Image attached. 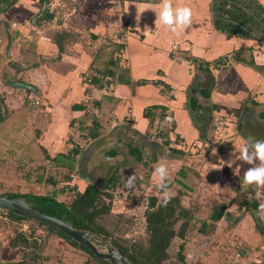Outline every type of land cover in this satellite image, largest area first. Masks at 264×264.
Masks as SVG:
<instances>
[{
    "label": "crops",
    "instance_id": "obj_1",
    "mask_svg": "<svg viewBox=\"0 0 264 264\" xmlns=\"http://www.w3.org/2000/svg\"><path fill=\"white\" fill-rule=\"evenodd\" d=\"M49 1L0 4V192L69 203L88 184L118 176L104 189L113 211L125 176L149 191L163 162L171 195L194 211L176 243L179 264H235V250L240 264H264V219L259 231L245 206L264 203V188L243 184L253 165L238 159L249 138L264 140V39L218 29L213 0H174L192 12L176 32L157 19L161 0H65V13ZM242 1L264 15L261 0ZM217 120L227 148L213 141ZM216 203L224 208L211 220ZM48 235L60 264H100Z\"/></svg>",
    "mask_w": 264,
    "mask_h": 264
},
{
    "label": "trees",
    "instance_id": "obj_2",
    "mask_svg": "<svg viewBox=\"0 0 264 264\" xmlns=\"http://www.w3.org/2000/svg\"><path fill=\"white\" fill-rule=\"evenodd\" d=\"M2 1L5 0H0V4ZM245 5L242 0H213L211 10L215 26L225 31L227 35L251 36L250 31H256L257 33H255L254 37L259 40L264 39V15H261L260 6L258 4ZM131 152L134 153L133 155H135L137 160H140L141 155L138 151L131 150ZM118 181V176H113L106 180L100 179L96 183H90L83 192L75 194L69 203L58 201L48 195L33 193L9 194L23 197L38 211L60 218L74 228L87 230L106 241L110 238L111 234L99 222L100 218L110 211V204L105 199L106 197L110 198V193L104 189H109L112 186L115 187ZM245 206L255 217L257 229L263 231L260 217L257 215V200L246 201ZM223 208L224 205L221 203L214 204L211 220L218 219ZM193 213V210L182 205L180 193L171 195L166 205L162 199L159 200L156 196H151L144 213L145 227L148 235L146 240L143 242H131L118 238H110L111 245L133 264H179V262L184 261L182 253L183 244H179L175 260H171L168 247L174 237L183 239L187 231H190ZM6 215L7 221L20 222L30 220L9 211H6ZM33 221L43 226L47 230V234L54 233L63 237L71 245L93 256L100 264H112L108 259L97 257L87 246L80 244L52 224L38 220ZM205 226L206 224L204 223L199 230H202ZM38 257L34 255L33 260H36ZM22 261L0 262V264H23Z\"/></svg>",
    "mask_w": 264,
    "mask_h": 264
},
{
    "label": "rangeland",
    "instance_id": "obj_3",
    "mask_svg": "<svg viewBox=\"0 0 264 264\" xmlns=\"http://www.w3.org/2000/svg\"><path fill=\"white\" fill-rule=\"evenodd\" d=\"M125 179L120 184V187L114 191L116 199L113 211L104 214L99 222L111 234L110 238L143 242L148 236L144 215L147 202L151 196H154L151 194L157 193L159 197L162 196L160 195L161 190L159 192V188L156 187L145 191L144 185L136 182L135 188L129 189L125 186ZM48 237L47 230L32 219L10 224V221L4 220L0 213V262H18L23 260V264H50L47 259L52 256L54 258L53 262L60 264L59 252L55 253V255L49 254V250L56 248L57 243L54 240L52 242L49 241L50 237ZM110 238L106 241L112 246ZM174 238H176L174 239L176 241L171 242L168 247L171 260L176 259L178 251L176 250L178 248L176 243L179 241V237ZM97 240L101 241L102 239L98 237ZM14 247L16 249H13ZM100 247L105 250L104 247ZM34 255L39 257L33 260ZM89 256L91 261L99 263L93 256L90 254Z\"/></svg>",
    "mask_w": 264,
    "mask_h": 264
},
{
    "label": "clouds",
    "instance_id": "obj_4",
    "mask_svg": "<svg viewBox=\"0 0 264 264\" xmlns=\"http://www.w3.org/2000/svg\"><path fill=\"white\" fill-rule=\"evenodd\" d=\"M261 3L264 4V0H261ZM173 4L174 0H161L160 10L156 12V15L160 23L167 26L172 32H176L180 28H186L191 25L192 12L189 7H174ZM238 159L244 163L253 165L245 171L243 184L264 188V140L253 141L249 138L240 147ZM229 166L231 165L229 164ZM154 177L157 181V187L162 192V201L166 205L171 198V192L168 189L170 175L167 164L163 162L159 163L154 170ZM136 179L135 174L128 176L125 179L126 188L134 189ZM257 215L261 219H264V203L258 205Z\"/></svg>",
    "mask_w": 264,
    "mask_h": 264
},
{
    "label": "water",
    "instance_id": "obj_5",
    "mask_svg": "<svg viewBox=\"0 0 264 264\" xmlns=\"http://www.w3.org/2000/svg\"><path fill=\"white\" fill-rule=\"evenodd\" d=\"M0 210H6L32 220L50 223L80 244L87 246L97 257L108 259L112 264H133L126 256L110 246L107 241H98V237L91 232L76 229L60 218L38 211L23 197L0 192ZM100 246L104 247L105 250Z\"/></svg>",
    "mask_w": 264,
    "mask_h": 264
},
{
    "label": "built area",
    "instance_id": "obj_6",
    "mask_svg": "<svg viewBox=\"0 0 264 264\" xmlns=\"http://www.w3.org/2000/svg\"><path fill=\"white\" fill-rule=\"evenodd\" d=\"M49 8L53 11V13H65V9H66V5H65V0H50L49 1ZM60 9L62 11H60ZM37 76V84L38 86L42 85L43 83V78H42V75H38L36 74ZM91 81V78H87V82H90ZM40 99L38 98H35L33 100L30 101V104L33 105V106H39L40 105ZM214 143L218 146H222L224 148H227L229 146V141L230 139L228 138L229 135H228V132H227V126L224 125V123H222L221 121H216L215 122V128H214ZM227 140V141H225ZM0 213H1V217L4 219V220H8L7 218V215H6V210H0ZM237 241L235 242H232V244H229V246L231 247V245H233V247H235L237 249V246H238V243H236ZM246 251V250H245ZM242 251L240 250H235L234 254H233V260L235 262V264H240L244 257H243V254L241 253Z\"/></svg>",
    "mask_w": 264,
    "mask_h": 264
}]
</instances>
